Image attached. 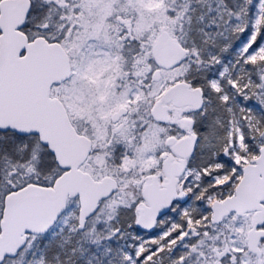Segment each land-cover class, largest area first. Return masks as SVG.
<instances>
[{
	"label": "snow or ice",
	"instance_id": "6c2138e0",
	"mask_svg": "<svg viewBox=\"0 0 264 264\" xmlns=\"http://www.w3.org/2000/svg\"><path fill=\"white\" fill-rule=\"evenodd\" d=\"M0 264H264V0H0Z\"/></svg>",
	"mask_w": 264,
	"mask_h": 264
}]
</instances>
